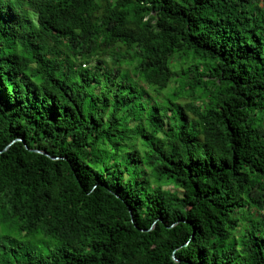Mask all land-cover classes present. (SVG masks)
Returning a JSON list of instances; mask_svg holds the SVG:
<instances>
[{
	"label": "trees",
	"instance_id": "obj_1",
	"mask_svg": "<svg viewBox=\"0 0 264 264\" xmlns=\"http://www.w3.org/2000/svg\"><path fill=\"white\" fill-rule=\"evenodd\" d=\"M0 264H264V0H0Z\"/></svg>",
	"mask_w": 264,
	"mask_h": 264
},
{
	"label": "rangeland",
	"instance_id": "obj_2",
	"mask_svg": "<svg viewBox=\"0 0 264 264\" xmlns=\"http://www.w3.org/2000/svg\"><path fill=\"white\" fill-rule=\"evenodd\" d=\"M93 66L94 64H90L87 65V68H91ZM17 241L25 251L32 252L35 255L46 254L50 250H55L62 246L61 243L43 235H38L35 237H26L23 234L17 237Z\"/></svg>",
	"mask_w": 264,
	"mask_h": 264
},
{
	"label": "water",
	"instance_id": "obj_3",
	"mask_svg": "<svg viewBox=\"0 0 264 264\" xmlns=\"http://www.w3.org/2000/svg\"><path fill=\"white\" fill-rule=\"evenodd\" d=\"M33 152H35V153H39V154H42V155H45V156H47V157H50L46 152H42V151H40V150H32ZM51 158V157H50ZM52 159H56V158H52ZM175 260L176 261H178L176 258H175Z\"/></svg>",
	"mask_w": 264,
	"mask_h": 264
}]
</instances>
